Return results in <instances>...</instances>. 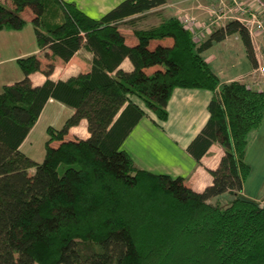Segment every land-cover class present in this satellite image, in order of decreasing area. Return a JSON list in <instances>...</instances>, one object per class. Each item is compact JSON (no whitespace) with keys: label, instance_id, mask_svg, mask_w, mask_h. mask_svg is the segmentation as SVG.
Listing matches in <instances>:
<instances>
[{"label":"trees","instance_id":"1","mask_svg":"<svg viewBox=\"0 0 264 264\" xmlns=\"http://www.w3.org/2000/svg\"><path fill=\"white\" fill-rule=\"evenodd\" d=\"M9 1L13 8L0 3V31L32 23L39 48L52 54L47 66L37 56L19 59L24 79L0 93V264H264V203L242 197L252 172L249 135L264 123V91L221 83L204 57L239 35L256 66L246 28L232 21L200 42L178 17H163L156 27L133 28L137 44L129 45L122 25L166 0H124L101 18L65 0ZM83 45L94 54L91 70L53 80L56 61L69 62ZM127 58L132 71L121 67ZM37 72L47 77L43 85L33 84ZM178 88L213 93L210 118L188 148L200 162L218 140L224 147L203 192L182 177L139 168L123 148L150 113L168 120ZM50 99L78 113L61 130L48 129L37 163L21 146ZM83 120L90 137L68 139ZM226 193L234 196L229 205L211 202Z\"/></svg>","mask_w":264,"mask_h":264},{"label":"crops","instance_id":"2","mask_svg":"<svg viewBox=\"0 0 264 264\" xmlns=\"http://www.w3.org/2000/svg\"><path fill=\"white\" fill-rule=\"evenodd\" d=\"M65 1L75 2L82 11L91 17L101 18L124 0ZM215 1L166 0V5L172 4L174 6L168 8V12L172 13L171 16H176L179 11H185L197 15L203 23L208 22L209 14L207 13V8ZM246 1L256 7H259L261 4L264 5V0ZM0 3L13 8L9 0H0ZM25 17L30 22L33 18L32 11L27 12ZM166 17L170 16L166 15ZM161 21L162 19H159L157 23H154L149 28L158 26ZM121 32L126 35L129 45L137 44V39L133 34V27L123 24ZM209 36L207 35L200 42L205 41ZM220 43L223 44V49H225V51H221L222 56L220 57L221 54L213 57L211 55L209 57L204 56L206 60L211 65L219 58L225 63L228 61L229 64L235 63L232 61V56L228 58L229 54L233 52L232 49H226L229 48L226 46L230 44V38L228 37ZM158 44L171 45L172 40L153 42L151 46L156 47ZM46 53L52 54L51 51H43L39 48L36 31L32 23H28L20 31H0V93L5 86L24 79L25 74L18 64L19 59L37 56L43 65L47 66L51 63V60L46 57ZM93 58L94 54L83 45L69 62L56 61L55 71L51 78L55 81L67 80L80 73L89 72L92 68ZM121 67L126 71L133 70V64L128 58L123 62ZM252 67L254 68L255 64L252 63ZM250 70L248 71L250 72ZM153 71L154 68L148 70L149 73ZM248 71L244 75L248 74ZM244 75H239L238 78L227 82L234 80L241 81ZM31 78L35 86L43 85L47 80L45 74L41 72L33 74ZM212 97L213 93L207 90L176 89L168 105V120L161 122L153 113H150L149 116L143 118L137 125L125 141L123 148L132 156L139 168L157 174H167L174 178L182 177L185 179V184L188 187L195 191L203 192L213 183L211 171L219 168L221 159L225 155L224 147L221 140H218L210 147L200 162L193 157L188 148L202 132L210 118L209 104ZM77 113V109H72L55 99H50L38 122L22 144V152L35 162L42 163L46 156V143L49 139L48 129L53 127L61 130L66 122L76 116ZM262 126L264 127V124ZM260 135L261 132L258 134L257 140L261 137ZM89 137L88 123L86 120H83L79 125L70 129L67 138L87 139ZM54 146H58V143H54ZM261 156L264 165V154ZM244 185H246V182ZM244 189L242 195H244ZM227 194L229 193L224 194V196ZM222 196L212 199L211 202L217 204L215 202L222 199ZM260 200L259 203L263 204L264 196Z\"/></svg>","mask_w":264,"mask_h":264},{"label":"rangeland","instance_id":"3","mask_svg":"<svg viewBox=\"0 0 264 264\" xmlns=\"http://www.w3.org/2000/svg\"><path fill=\"white\" fill-rule=\"evenodd\" d=\"M11 2V1H10ZM213 2V1H212ZM12 3V2H11ZM13 5V4H12ZM172 5V4H170ZM168 8L170 6L160 11H157L155 13L148 14L145 17H141L138 19H135L133 22L125 23L129 27L133 28H139V29H149L154 23H157L159 19H162L163 17L171 16L168 12ZM30 8H27L25 12L23 13L24 16L27 15V12H30ZM125 29V28H123ZM230 38V44H228L226 48L228 50L232 49V54H229L228 58L231 56L233 57L232 61L235 63L229 64V61L227 63L222 62V59L219 58L216 62L212 64L213 69L217 72L221 79V83H225L231 79H236L239 77V75H244L249 69L250 72L252 71L253 67L251 68L252 62L247 54V49L244 43L242 42V39L239 35H232ZM236 38H238L236 40ZM225 51L223 49L222 43H216L215 46L207 51L204 56L211 57L216 56L217 54H221V51ZM227 50V51H228ZM249 72V71H248ZM247 75V74H246ZM244 75L243 77H245ZM264 124V123H263ZM261 130V131H260ZM261 132V137L259 140H257L258 134ZM249 148L247 152L246 161L251 165L252 172L249 176V178L246 181V185H244V195H242L243 198L254 200V201H261V197L264 196V165L262 162V154H264V127L262 126L260 129L252 131L249 135ZM263 166V167H262ZM224 196V195H223ZM222 196V199L219 201H216L215 203L225 207L229 205V203L234 199V196L227 194L224 197ZM230 196H232L230 198ZM259 199V200H258ZM20 230L17 231V237L20 236Z\"/></svg>","mask_w":264,"mask_h":264},{"label":"built area","instance_id":"4","mask_svg":"<svg viewBox=\"0 0 264 264\" xmlns=\"http://www.w3.org/2000/svg\"><path fill=\"white\" fill-rule=\"evenodd\" d=\"M168 6L174 7L164 4L150 13L167 9ZM207 9L208 22L202 23L197 15L185 11H179L176 16L192 32L196 41H201L229 22L241 23L249 32L256 56V66L241 81L252 89L264 91V5L256 7L246 0H216Z\"/></svg>","mask_w":264,"mask_h":264}]
</instances>
